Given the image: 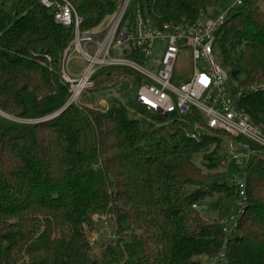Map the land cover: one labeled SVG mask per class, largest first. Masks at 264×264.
<instances>
[{
  "label": "trees",
  "instance_id": "1",
  "mask_svg": "<svg viewBox=\"0 0 264 264\" xmlns=\"http://www.w3.org/2000/svg\"><path fill=\"white\" fill-rule=\"evenodd\" d=\"M70 1L85 30L117 9L116 0ZM232 2L131 0L129 11L140 9L158 26L193 22ZM72 37L39 0H0V111L12 117L0 115V264H205L221 253L223 264H264V156L251 158L248 205L227 236L192 206L220 192L223 219L234 204L226 172H203L222 165L229 135L195 129L192 115L161 116L132 101L129 108L110 99L104 112L65 107L60 64ZM215 47L237 85L260 86L241 106L264 129V8L243 2ZM104 73L113 71L97 75ZM167 121L165 132L157 122ZM98 216L111 220L113 237L95 252L87 231Z\"/></svg>",
  "mask_w": 264,
  "mask_h": 264
},
{
  "label": "built area",
  "instance_id": "2",
  "mask_svg": "<svg viewBox=\"0 0 264 264\" xmlns=\"http://www.w3.org/2000/svg\"><path fill=\"white\" fill-rule=\"evenodd\" d=\"M39 1L59 25L73 30L60 64V79L69 92L65 107L85 106L82 98L94 87L97 73L118 68L131 74L122 80L131 88L135 87L133 102L136 105L161 116L192 115L195 127L201 125L229 135L226 158L238 164L242 172L227 179L236 195L235 213L229 215V222L222 219L219 224L227 236L233 235L248 205L246 169L252 156H264V129L254 123L241 106L244 96L260 86L237 85L233 92H228L226 84L230 74L216 56L217 32L244 0H233L216 13H201L193 22L169 21L158 26L147 22L140 9L131 15V0H124L99 25L86 30L81 28L83 18L70 0ZM116 51L118 54H113ZM180 58H187V65L192 68L191 74L183 76L184 80H181ZM74 59L84 61L80 72L70 69ZM88 107L104 112L110 108V103L103 98ZM225 162L223 159L222 165ZM192 207L199 209L200 206L193 204ZM99 218L106 219V216ZM224 260L221 253L213 262L205 264H223Z\"/></svg>",
  "mask_w": 264,
  "mask_h": 264
},
{
  "label": "rangeland",
  "instance_id": "3",
  "mask_svg": "<svg viewBox=\"0 0 264 264\" xmlns=\"http://www.w3.org/2000/svg\"><path fill=\"white\" fill-rule=\"evenodd\" d=\"M124 0H116L117 8H119ZM244 4L246 6H249L251 8H254L256 6H261L264 8V0H244ZM238 8V7H237ZM235 8V9H237ZM208 13H212L213 11L220 10L219 7L213 5L208 8ZM113 54H118V52H114ZM216 56L219 58L218 50H216ZM188 58V57H187ZM187 58H180L179 63L180 64V74H182L181 80H184L185 76H188L192 73V68L190 65H187L188 60ZM221 61V59H220ZM222 62V61H221ZM84 64V61L81 59H74L72 60L70 64L71 71H77L80 72L81 68ZM223 64V63H222ZM100 75V77L95 76V85L93 88H91L88 92H86L82 98V103L85 104V106H91L94 103H97L98 100H101L103 98L108 99L110 102V99H117L119 102H121L124 105H128L129 107V101L133 102V92L135 90L134 88H131L130 86L124 84V80L122 78H129V75L126 72L120 71L118 68L113 69V73H110L109 76ZM242 77V76H241ZM243 78V77H242ZM100 80H103L102 82H99ZM237 81H234L231 77L230 80L226 84V88L228 92H233L236 89ZM130 108V107H129ZM134 111V110H133ZM0 115L12 118L8 114L1 112ZM159 126H162L163 128L167 129L165 132H167L171 127H169V121L167 122H157ZM193 127L197 130H210L208 128H203L201 125L195 127V123L193 124ZM190 136L192 138H195V133L192 131ZM224 149V145L221 143L220 149L218 151V155H222V150ZM212 155L209 153L208 157L210 158ZM196 162L199 161V158L195 159ZM225 164L221 165L217 168H214L213 170L212 166L210 165L208 170H204L203 172L207 174L208 176H216L217 174L226 172V176L228 179H233L235 176H239L242 172V168L236 164L235 162L230 161L229 159L225 158ZM211 162V161H210ZM200 162H198L199 164ZM200 165V164H199ZM100 174V173H99ZM205 180V178H203ZM203 180V181H204ZM200 189L203 190H209L210 184L209 183H202L199 185ZM226 203V198L224 194L222 193H214V194H207L204 198V201L201 203H197L199 207V212L202 218L205 221L208 222H214L215 224H219L222 220V214H225L226 212L220 213V210L222 206ZM204 207V208H203ZM234 204L230 207V211L226 216L223 217V219H227L229 222V215L234 212ZM95 225L88 229L87 234L90 238V241L93 245V249L95 252H98L100 249V245L103 242H106L107 240L111 239L113 237V227L110 224L109 221L106 219H102L98 217H95Z\"/></svg>",
  "mask_w": 264,
  "mask_h": 264
}]
</instances>
